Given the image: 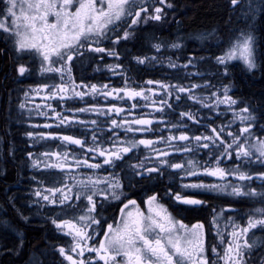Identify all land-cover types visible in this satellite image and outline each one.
I'll return each instance as SVG.
<instances>
[{
	"label": "snow or ice",
	"instance_id": "obj_1",
	"mask_svg": "<svg viewBox=\"0 0 264 264\" xmlns=\"http://www.w3.org/2000/svg\"><path fill=\"white\" fill-rule=\"evenodd\" d=\"M227 3L231 11L226 23H232L231 12L239 8L237 18L245 26L233 30L234 39L222 41V55H188L181 63L180 57L174 60L160 51L182 50L179 41L152 44L157 54L151 56L132 55L126 47L142 25L168 22L169 13L176 11L174 0H0V57L11 62L17 78L35 70L45 80L59 81L19 89L23 99L18 109L22 114L27 111L29 117L33 112L47 117L51 110L56 128L73 125L91 128L90 137L87 133L78 136L60 131L25 132L33 145L60 141L57 145L60 150L26 152L30 169L60 170L57 175L62 179L50 180L48 186L45 180L31 176L34 187L28 201L29 206L45 208L53 232L62 234L46 245L58 255L59 264H257V259L264 264V256L257 258L253 254L257 245L252 239L255 231H264V123H261L264 111H260L264 105L253 107L235 97L231 80L223 82L231 74L229 61L237 58L247 72H264V45L257 39L256 26L264 15V0H227ZM216 34L217 30L212 29L200 34V38L215 40ZM86 57L96 64L111 58L113 62L105 63L104 67L112 75L120 76L123 85L89 84L83 79L77 82L74 69ZM122 57H130L137 66L145 67L163 66L166 60L167 68L175 75L168 80L149 79L132 86L134 81L126 74L131 69L125 68ZM206 61H214L215 75L221 77L219 84L211 83L199 70L195 76L202 83H181L193 75L188 71L190 67L199 69ZM7 90L10 98L16 91ZM44 90L47 92L41 98L43 107L37 104L29 108L33 103L30 94L40 95ZM157 92L163 93L158 102L152 98ZM181 94L211 112L224 105L223 111L231 112V118L218 126H213L214 121L208 122L205 127L198 113L181 110L175 121L166 119L176 111L169 99L179 103L185 98ZM85 96H101L105 100L112 97L116 101L139 97L145 104L132 103L126 109L117 103H92L70 108L67 111L71 114L64 115L47 102L57 98L60 102L83 100ZM141 108L151 111L133 112ZM83 113L95 114L97 118L81 119ZM185 118L205 127V131L190 132ZM237 121L239 127L234 131ZM43 128L52 129L53 124L45 122ZM121 131L123 136L119 135ZM164 132L168 134L165 136ZM138 133L142 134L139 138ZM69 146H77L78 150H69ZM141 146L145 155H135ZM199 153L204 154L201 159L196 158ZM9 154L14 156L12 149ZM174 154H180L179 159ZM126 158L136 162L126 163ZM80 169L88 171L82 173ZM166 173L170 178L179 176L182 181L179 191L168 187L166 194L175 202L191 206L190 210L207 203L198 198L201 192L242 197L261 206L245 213L244 223L228 215L229 211H235L230 204L219 210L213 208L209 231H215L217 242L207 245L204 224L197 221L189 226L177 220L161 202L159 192L152 191L138 203L125 191L132 179L157 180ZM48 175L53 174L49 171ZM201 177L215 180L205 182ZM126 179L128 184L124 183ZM189 189L196 191L185 194ZM6 201L19 220L28 221L24 210L16 206L15 194L6 195ZM106 205L118 209V215L105 216ZM0 225L16 235L12 246L6 241L0 243V256L19 255L25 245L23 233L7 217H0ZM29 264L43 261L33 256Z\"/></svg>",
	"mask_w": 264,
	"mask_h": 264
},
{
	"label": "flooded vegetation",
	"instance_id": "obj_2",
	"mask_svg": "<svg viewBox=\"0 0 264 264\" xmlns=\"http://www.w3.org/2000/svg\"><path fill=\"white\" fill-rule=\"evenodd\" d=\"M179 1L180 0H174L175 6H176V11L175 13H169V19L168 22L163 23V24H159V23H153V24H149L146 26H141V31L143 30H147V29H154V28H159V30L156 32L157 36L155 37V41H161V42H166V43H171L173 42V40L171 39V37L173 38V36L171 35V37H169V33L172 32L173 28L176 27L177 24H182L183 22H180V17L182 15H185V13L182 12L181 7L179 5ZM174 17V18H173ZM176 21H179V23H177ZM164 27V28H161ZM219 31V30H218ZM140 32L135 34L134 39L130 40L129 42H137V49L139 51H135V52H131L132 55H141V54H147L144 51H140L141 50V45H140V41H141V37L140 36ZM159 33V34H158ZM168 35V36H167ZM161 38H158L160 37ZM169 37V39H168ZM177 40H179L182 44H184L185 46V41L184 39L186 38H181L180 34L178 35ZM175 42V41H174ZM193 43V41L191 42ZM196 47L194 49V52L196 53H191L194 54L196 56H204L206 57L207 54L203 52V48H197V46H193ZM136 48V46H135ZM185 48V47H184ZM189 48V47H187ZM165 57L166 56H172L173 55L169 52H165L162 53ZM147 55H156V53L151 52L150 54ZM88 58V57H86ZM124 57H122V62L124 63ZM10 66H11V72H13L14 75V71L12 69V65L11 62L8 61ZM113 61L111 60V58H105V60L99 64H96L95 62H88L89 68H88V75L86 77V79H83L85 83H96V84H109L112 87H120L123 85V79L120 76H114L112 75L105 67L104 64L105 63H112ZM79 62H77L76 68L74 69L73 75L75 77V75L79 72ZM202 65H204L203 63L200 64L199 69H202ZM125 66V64H124ZM143 65H139L136 67L135 64V68H131V67H126L125 68H130L131 71L127 72L126 74L128 76H130L132 78V80L134 81L132 86H137L140 84H143L145 81L149 80V79H154V80H158V79H164V80H168L169 78L167 77L168 73L166 70H168L167 68V61L165 60L164 62V68L163 66H160V64H156L155 66H149L147 68H143ZM35 67H37L35 64L33 65V69H35ZM97 67L99 68V70H96ZM191 68V67H190ZM192 70L195 68H191ZM164 71H166L164 73ZM231 72H233L231 70ZM77 79V77H75ZM190 78V77H189ZM17 79H19V82L17 83ZM234 79V78H233ZM81 80V79H80ZM191 82H196V83H200L203 82L202 80H200L198 77L192 76L190 78ZM9 84L7 85V89H14V86L17 85L18 88V94H17V98H14V91L11 94V98L9 97V93L8 90L3 93L0 94V161L3 162V166L0 165V173H2L0 176H4L5 175V171H6V165L5 163L8 164H13L16 168L17 174H16V184L13 187L12 190H16L15 192V196H16V206L19 208H22L24 210V215L28 216L29 219L31 221H35V222H40V228L44 229V234L46 235L49 242H51L56 236L62 235V234H58V233H54L52 230V226L49 222H47L46 217L49 215V213L47 212V210L45 208H38L36 205H31L29 206L28 201L30 198V189L32 187H34L33 182L30 180V177L35 175L37 176L38 179H43L45 180V186H48V181L53 180V179H62L61 176L57 175L60 170L59 169H52V170H46V169H30L27 166V159H26V152L28 151H32L34 153H38V152H43L48 150L49 148H51L52 150H60L57 149V145L60 144V141H49L47 143L41 141L35 145L32 144V141L25 135L26 131H34V132H39V131H60L64 134H75L78 136H83L85 133H87V136L90 137L91 136V128L88 129H83L81 128L79 125H73L72 127H67V126H61L60 128H56L55 126V120L54 118H51V110H48L49 115L46 116H38L35 114V112H33V114L31 115V117L28 116L27 111H25L23 114L21 113V111L18 109L17 105L19 104L20 100L23 99V95L22 92L19 91V89L22 88H27L28 85H35L38 83H43V82H47V83H53V82H59L58 78L56 81H52V80H45L43 79V77L36 72L35 70H33L30 74L26 75L23 78H17V75L15 73L13 78L9 79ZM77 82H79V80H77ZM172 82L175 83V79H172ZM145 87H149L148 85H144ZM151 87H156L155 85H152ZM237 87L235 84V79H234V88ZM47 92V90H44V92H42L40 95H34V97L31 99L33 101L32 104H29L28 107L29 108H34L35 105L39 104L41 105V107H43V103H42V96L45 95ZM182 96H185L184 99H182L179 103H177L175 101L174 98L169 99V103H173L176 111L175 113H171L170 115L166 116V119H171L173 121H175L176 117L179 115V111L181 110H191L193 112H196L195 110H192L193 107L195 106V102L188 100L186 98L185 94H181ZM163 96L162 92H157L156 95H154L152 98L153 100H157V102L159 101V99ZM235 97L237 96V92L235 91L234 94ZM48 103H51L53 105V107L56 109L57 112H61L64 115H70L71 113H69L67 110L68 109H75V108H81V107H85L86 104H92V103H98V104H106V103H117L118 106H122L125 107L126 109L128 107H130V105L132 103H136L138 102L140 105L145 104V101L142 98H135L132 101H127V99L125 98V101H116L114 100L112 97L107 98V100H105L103 97L101 96H85L83 98V100H80L79 98H77L76 100H67L65 102H60L57 99H53L51 101H47ZM197 109V108H196ZM151 111V109L148 108H141L138 110H133L134 113H139V112H144L147 113ZM198 113V117L204 121L205 127L207 124V121H214V126H218L221 124V121L219 120V117H210V116H205V113L201 114V111L199 109H197ZM114 115V114H113ZM157 116H159V114H156ZM80 118L84 119V120H91V119H96V115L92 114V113H83L80 114ZM218 118V119H217ZM205 119L207 121H205ZM47 122L50 124H53V128L52 129H44L43 128V124ZM186 124H188L190 132H195L196 134H199L200 132L205 131V127H201L199 125L194 124L191 121H187V119L185 118L184 121ZM31 125H40V127L37 128H33L30 127ZM107 127V125L105 124V128ZM14 132H17L16 134H14ZM208 132L210 133V129H208ZM110 134V133H108ZM165 136L168 134L167 132L163 133ZM14 135H16L14 137ZM120 136H123L124 133L123 131H121L119 133ZM142 134H137V138H139ZM5 146L7 147V155H5ZM158 147H163L162 145H158ZM9 149H12L13 152L16 151V157L14 158V156L9 154ZM69 150H78L77 146H69ZM129 155H133V154H129ZM135 155H139V156H143L145 155V152L143 150V146H141V150L137 153H135ZM177 159H179L180 154H174ZM203 153H199L197 154V159H201V157H203ZM234 156V154H233ZM14 160L16 161V163H14ZM95 162V161H94ZM135 160H127L126 158V163H135ZM49 171H51V173L53 175H48ZM80 172H86L88 171L87 169H80ZM116 171H120V168H117ZM169 171H174V170H169ZM205 182H213L215 180V178L212 177H201ZM189 180L194 179V178H188ZM229 179H232L231 177H229ZM138 181V182H137ZM181 179L179 176H176L175 178H170L167 173L161 177L158 178L157 180H139V178H135L132 179L131 184L128 185V187L125 189L126 193L130 194L132 198L137 199L138 203H141L143 198H146V196L148 194H151L152 191H157L160 193L161 196V202L165 205V207L168 209L169 213H171L177 220H182L183 223L188 224L189 226L191 224L196 223L197 221H200L201 223L204 224V228H205V240H206V244L210 245V239H208L210 237V235L214 236L215 235V231H209L211 225V216H212V210L213 208L219 210L221 207L226 206V205H231V208L234 209L235 211H229L228 215L233 216L238 223H242V219L241 217L243 216L244 219L246 220V216H244L245 213H248L250 211L251 208H253L254 203L245 199V198H237V197H230V196H226L223 194H217V193H204L201 192V195L198 197L200 199H204L207 201V203L205 205H203L202 207L198 208L197 210H190L191 206L188 205H183L180 204L178 202H175L173 200H171L169 198V195L166 194L167 188L168 187H172L174 191H179L180 190V184H181ZM187 182V181H184ZM124 183L128 184V180L126 179L124 181ZM259 182H257L258 184ZM59 186V185H57ZM196 190H186L185 194H191L193 192H195ZM6 202V200H5ZM116 202H113V205H115ZM6 207H2V205L0 204V217H7L9 219H12L13 221L17 220L19 223L20 220L18 219V217H16L15 213L13 212L12 208L7 204ZM256 204V203H255ZM142 207H144L141 204ZM106 207V211L104 213L105 216L111 217L113 215H118V209H116L115 207ZM16 222V221H15ZM24 223V221H22ZM25 225V224H24ZM45 225H48V230L45 229ZM2 225H0V236L7 234L9 238L15 237L16 235L15 233L4 229L1 227ZM221 229L223 230V223L220 225ZM46 230V231H45ZM49 232V235L46 232ZM0 243H2V241L0 240ZM26 243L24 245L23 250L21 251L20 255H12L13 258L17 259L18 261H15L14 263L11 264H29L30 261V257H32L31 254V250L26 246ZM52 250V249H51ZM53 254H50L49 257L46 259L45 256H43V258H40L39 260L43 261V264H59V257L58 255L52 250ZM25 253V254H23ZM11 256V255H9ZM21 256V257H20ZM18 257V258H17ZM20 257V258H19ZM4 255L0 256V264H2ZM257 264H259V262H257Z\"/></svg>",
	"mask_w": 264,
	"mask_h": 264
},
{
	"label": "trees",
	"instance_id": "obj_3",
	"mask_svg": "<svg viewBox=\"0 0 264 264\" xmlns=\"http://www.w3.org/2000/svg\"><path fill=\"white\" fill-rule=\"evenodd\" d=\"M180 7L188 6V11L185 13V15H182L180 17V22L182 21V24H177L175 28H173L172 32L169 33V37L174 36L175 33L179 32L181 38H190L192 35L194 36L197 33L208 31L210 29L216 28L218 29L219 33L222 36H225L227 38L228 29L231 28H238V24L234 23V18L236 16H233L232 14V23L228 24L226 21L228 20V17L230 15V8L228 6L227 0H180L179 1ZM234 25H236L234 27ZM257 39L260 42L261 45H264V40L261 39L262 36H264V15H261L259 20L257 21ZM240 28V27H239ZM238 28V29H239ZM243 28V26H241ZM150 33L153 35V37L157 36L156 32ZM143 30L140 32L141 41V50L144 51L147 54H150L152 52V45L151 47L146 43V40H144V37H148L147 33H144ZM159 34V33H158ZM168 36V35H167ZM196 36V35H195ZM168 37V39H169ZM158 38H161L158 37ZM153 39V38H152ZM162 39V38H161ZM179 39V38H176ZM155 41V40H153ZM157 41V40H156ZM160 41H157V43ZM164 43V41H163ZM153 44V43H152ZM191 44L193 46H196L195 43L187 42L185 43V49L189 47ZM205 45V44H202ZM136 46V48H135ZM223 46L222 44H218L217 47ZM131 52H137L139 50L137 49V42H129L126 46ZM186 51V50H185ZM213 52L212 47H207L203 49V52ZM124 64L126 67L135 68V61H131L130 57H124ZM88 62H90V58H85L83 61H80L79 63V72L75 75L77 77L76 80L80 79H86L88 75ZM240 66H233L232 71L235 74L237 73L236 83V92L237 96L240 95L243 97V99L247 100L252 104L253 107H257L259 105H264V72L262 71H255V73H249L242 67V65L239 63ZM139 66V65H138ZM137 67V65H136ZM15 75V73H14ZM13 72H11V66L8 62V60L5 57H0V94H3L7 91V85L9 84V79L14 77ZM7 77V78H6ZM14 98H17L18 94V88L17 85L14 86ZM260 111H264V107L260 108ZM17 132H14L16 134ZM16 135H14L15 137ZM5 146V150H6ZM7 150L5 152V155H7ZM16 151L14 152V158L16 157ZM14 163L16 161L14 160ZM0 165H4L2 161H0ZM6 171L4 176H0V204L2 207H6L7 201L6 195H13L15 194L16 190H12L13 187L16 184V168L13 164L5 163ZM2 173H0L1 175ZM7 190V191H6ZM13 224L17 225L19 230L23 233L24 240L26 243V246L31 250L32 257H36L38 259L43 258V256L46 257V259L49 257L50 254H53L51 248L47 247L46 245L49 242L48 238L44 234V229L40 228V222H35L28 220L27 222H22L20 220L13 221L10 219ZM25 224V225H24ZM4 228V226H1ZM48 225H45V229L48 230ZM6 229V228H4ZM45 230V231H46ZM49 235V232H46ZM0 237H3L1 240L2 242H7L9 246H12V244L15 242V237L9 238L7 234L1 235ZM260 245H264V238L260 241ZM25 246V247H26ZM264 249V248H263ZM21 253V252H20ZM259 255L263 256V253L261 249H259ZM25 254V253H23ZM255 254V253H254ZM20 255V254H19ZM18 255V256H19ZM21 257V256H20ZM19 257V258H20ZM18 258V257H17ZM2 264H11L15 261H18L17 259L13 258L12 255H4Z\"/></svg>",
	"mask_w": 264,
	"mask_h": 264
},
{
	"label": "rangeland",
	"instance_id": "obj_4",
	"mask_svg": "<svg viewBox=\"0 0 264 264\" xmlns=\"http://www.w3.org/2000/svg\"><path fill=\"white\" fill-rule=\"evenodd\" d=\"M188 6H183V7H181V10H182V12L183 13H187V11H188ZM231 14L233 15V16H236V18H234V23L235 24H238L239 23V25H238V28L240 27L241 28V26H245V24H244V22H243V20L242 19H238L237 17L240 15V9L239 8H237L236 10H235V12H231ZM238 22V23H237ZM236 25H234V27H235ZM161 28H164V27H161ZM237 28V29H238ZM213 29H216V28H213ZM234 29H236V28H229L228 29V36H227V38L225 37V36H222L219 32H218V29H216L217 30V34H216V39L215 40H206V39H201L200 38V34H202V33H205L206 31H203V32H200V33H197V34H195L194 36L192 35V37H190V38H186V39H184V41H185V43H187V42H192L193 41V43H195V45L197 46V48H200V49H204V48H206L207 49V47L208 46H210L211 45V47H212V49H213V52H208V51H205L204 53H206L207 54V56L206 57H209V56H211V54L212 53H215L216 55H222V52L220 51V47H217V45L218 44H222V41L223 40H226V39H228V38H232V39H234L235 37H234V33H233V30ZM149 30H151L153 33L154 32H157L158 30H159V28H154V29H149ZM212 29H210V30H208V31H211ZM148 32V34H147V36L148 37H144L145 39L144 40H146V43L151 47V45H152V43L154 44V43H157V41H153L154 39H152L153 38V35L150 33V31H148V30H145V32L144 33H147ZM178 35H179V32L177 33H175V35L173 36V38L171 37V39L173 40V41H179V40H177L176 38H178ZM161 42V41H160ZM159 42V43H160ZM180 42V41H179ZM171 43H173V42H171ZM171 43H166V44H171ZM181 43V42H180ZM182 44V43H181ZM202 44H205V45H202ZM196 47H193V44H191L190 46H189V48H186L185 50V56L184 57H187L188 55H193V56H196V55H194V54H191V53H196V52H194V49H195ZM169 52H171V53H173L174 55H176V52H175V50L174 49H169V48H166ZM155 50L152 48V52H154ZM156 52V51H155ZM175 60V59H174ZM180 62H182V61H180ZM241 64L242 65V67H244V69H245V66H244V64H243V62L240 60V59H234V60H231V61H229V66H230V69L232 70L233 68V66H235V67H237V66H240V65H238V64ZM204 65H202L201 67H202V69H197V68H195V69H191V70H189V72L190 73H193V75L192 76H195V73H196V71L197 70H199L203 75H204V77L206 78V79H209L210 81H211V83H213V84H219L220 83V80H221V77H219V76H216L215 75V69L212 67V65L214 64V61L213 62H204L203 63ZM37 66V65H36ZM143 68L145 67L144 65L142 66ZM241 67V66H240ZM145 68H147V67H145ZM167 71V73H168V75H167V77L169 78V77H172V76H174L175 75V73H174V71L173 70H171V69H168V70H166ZM166 71H164V73L166 72ZM191 76V77H192ZM238 75H237V73L235 72V74L233 73V72H231V74H230V77L228 78V79H225L223 82L224 83H228V80H231V83H232V85H233V87H232V94H235V91H236V87L234 88V79H235V77H237ZM190 77V78H191ZM196 77V76H195ZM190 78H188V79H186V80H183V81H181V83H184V84H187L189 81H190ZM234 78V79H233ZM200 83H202V82H200ZM235 84H236V86H237V83H236V79H235ZM212 90H215V89H212ZM34 97V95H31L30 94V97H29V99H32ZM238 98H240L241 100H244V101H246L247 103H249L250 105H252L250 102H248L247 100H245V99H243V97L240 95V93H239V95H238ZM196 103V102H195ZM224 105H221L220 106V109H218V111L217 112H211V111H209L208 109H206V108H202L201 106H200V104H198V103H196L195 104V106L193 107V109L192 110H195L196 112H197V109H199L200 111H201V114L202 113H205V116H210V117H219L220 119V121L222 122V121H227L228 119H230L231 118V115H232V113L231 112H227V113H225L223 110H224ZM197 108V109H196ZM218 119V118H217ZM215 121V120H214ZM261 123H264V120H262L261 121ZM238 127H239V121H237L234 125H233V129L232 130H237L238 129ZM261 205L259 204V203H256V204H254V206L253 207H260ZM242 221V223H244L246 220H241ZM214 237H215V235L214 236H212V235H210V237L208 238V239H210V245L212 244V243H216L217 241H215L214 240ZM264 238V231H255V235L252 237V239L255 241V243H256V245H257V247L254 249V253H255V251H256V249L258 248V246H259V243H260V241L262 240Z\"/></svg>",
	"mask_w": 264,
	"mask_h": 264
}]
</instances>
